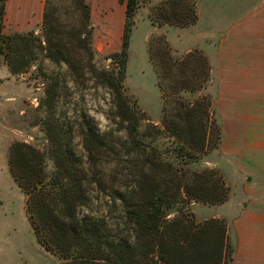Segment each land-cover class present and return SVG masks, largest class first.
<instances>
[{"label": "trees", "instance_id": "trees-1", "mask_svg": "<svg viewBox=\"0 0 264 264\" xmlns=\"http://www.w3.org/2000/svg\"><path fill=\"white\" fill-rule=\"evenodd\" d=\"M6 1L0 0V57L4 54L2 49H7L5 61L10 72L19 75L35 64L32 45L36 40L23 34L3 33ZM51 1L45 2L42 21L45 46L37 40L38 47L45 59L57 65L63 63L78 74L79 66L65 53L57 10ZM149 1L126 0L122 47L109 56L115 68L109 71L92 62L88 4L70 0L79 11L82 24L80 30L68 35L73 40L71 44L84 51L88 73L112 96L113 119L118 131L125 135L119 151L92 130L82 131L89 180L74 170L66 155L63 134L52 115L59 98L57 80L43 73L41 106L46 112L47 157L23 142L12 143L8 150V170L27 196L26 214L31 228L37 240L57 254L63 264H228L234 252L225 224L216 219L194 224L189 219L192 203L219 206L227 201L221 178L208 168L196 170L218 150L222 140L218 122L209 121L212 102L203 98L180 104L170 117H161V127L146 124L143 128V119L124 97L131 29L140 6ZM162 7L151 14L152 23L181 28L197 23V14L188 0H165ZM196 57L201 69V73L200 69L196 73L203 76L201 84L205 86L211 79V68L202 55ZM37 68L40 70V65ZM157 76V86L163 94L167 91L166 78ZM182 85L185 87L175 89L177 95L193 93L189 84ZM108 149L112 151L110 160ZM119 157L132 167L127 174L129 184H122L105 172L110 165H117ZM46 158L52 163L50 174L45 170ZM85 181L108 197L111 207L122 217V228L106 230L78 218L86 201Z\"/></svg>", "mask_w": 264, "mask_h": 264}, {"label": "rangeland", "instance_id": "rangeland-1", "mask_svg": "<svg viewBox=\"0 0 264 264\" xmlns=\"http://www.w3.org/2000/svg\"><path fill=\"white\" fill-rule=\"evenodd\" d=\"M188 1L193 4L196 14L199 13V22L195 26L187 27L189 29L152 23L151 16L156 10L163 8L165 0H151L140 6L137 12L139 14L134 18L127 48L123 93L128 103L143 119V128L146 124L161 127L162 120L170 117L175 107L176 109L181 107L180 104L193 103L203 98H209L212 102L209 108V121L218 122L222 140L218 150L203 160L205 162L196 170L201 171L204 168L213 170L221 178L227 191V201L219 206L192 203L189 207L191 209L189 219L194 224H201L210 219L225 224L231 246L234 248V237L230 231L231 222L237 210L235 207L242 204L243 189L249 176L246 178L239 173L236 174L234 159L229 156V90L226 85L228 74L223 76L221 73L222 76L218 79V70L214 64L216 46L212 45V42L206 45V51L199 46L206 47L202 41L211 37L217 38L226 32L230 25L244 18L249 9L261 0ZM123 3L126 6V0H122L121 4ZM89 4L93 10L91 11L89 6L92 62L98 68L114 70L109 56L121 51L124 28L120 23L125 16L124 8L117 7L115 0H89ZM51 6L57 10L58 23L62 30L60 38L65 44V53L68 52L69 58L79 66L77 72L79 75L73 73L65 64L57 65L43 57L44 53L38 47L40 42L42 47L45 46L42 43L44 39L42 24L28 29L19 28L17 31L18 34L36 40L32 45L35 64H31L24 73L11 74L5 61V53L8 50L2 49L4 54L0 57V264H63L57 254L49 251L42 241L37 240L26 214L27 196L17 186L7 165L8 150L14 142L31 145L47 157L49 146L44 131L46 112L41 106L45 88L42 73L57 80L59 98L52 113L53 120L63 134L70 164L81 177L85 180H89L90 177L86 153L82 148V131L92 130L102 136L116 152L119 151L125 137L123 132L118 131L117 121L113 119L110 92L88 73L84 51L71 44L73 40L68 34L80 30L82 24L79 11L70 0H52ZM21 14L15 3H12L8 10L9 19L22 23L25 17ZM27 14L28 12L22 15ZM5 25L3 22V33L6 36L16 33ZM118 26L121 29L118 31L120 34L116 33ZM111 28L113 31H110ZM215 31L217 32L214 33ZM225 47L227 52V42ZM197 55L206 58L211 68V79L205 86L201 84L203 76L196 73L200 69V66L196 65V60L199 63ZM38 65L41 67L40 70L37 68ZM198 73H201V69ZM158 74L166 78L164 84L167 91L163 94L157 86ZM182 84H189L188 88L192 89L193 93L177 95L175 89L184 88L185 85ZM162 116L164 118L161 119ZM237 146L239 149L242 147L241 143ZM111 153V150L107 153L108 160L112 158ZM46 164L45 170L50 174L52 163L48 158ZM131 169L125 159L119 157L117 165H110L105 172L110 178L115 176L118 182L129 184L127 174ZM84 184L86 201L78 211V218L106 230L122 228V217L111 207L108 197L100 193L89 181H85Z\"/></svg>", "mask_w": 264, "mask_h": 264}, {"label": "crops", "instance_id": "crops-1", "mask_svg": "<svg viewBox=\"0 0 264 264\" xmlns=\"http://www.w3.org/2000/svg\"><path fill=\"white\" fill-rule=\"evenodd\" d=\"M45 2L7 0L3 20L5 27L17 33L19 28L39 26L43 21ZM85 2L93 11L89 0ZM12 3L22 14L28 12L27 15L21 14L25 17L22 23L9 19L8 10ZM115 3L125 12L124 3L119 0ZM197 15L198 23V12ZM124 22L125 16L120 23L123 28ZM117 28L116 33L120 34L118 31L121 29ZM211 42L216 46L214 64L218 79L221 73L223 76L228 74L229 156L234 159L236 174L249 176L243 189L242 204L235 207L237 210L231 222L234 252L228 264H264V0L251 7L244 18L234 22L217 38L202 41L205 46ZM207 46L199 48L206 51ZM238 143L242 145L240 149Z\"/></svg>", "mask_w": 264, "mask_h": 264}]
</instances>
